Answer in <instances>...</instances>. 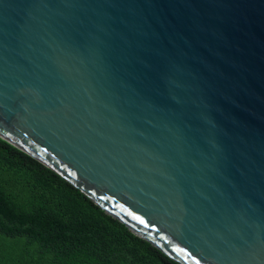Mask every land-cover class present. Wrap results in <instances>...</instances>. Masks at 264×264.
<instances>
[{
  "label": "water",
  "instance_id": "1",
  "mask_svg": "<svg viewBox=\"0 0 264 264\" xmlns=\"http://www.w3.org/2000/svg\"><path fill=\"white\" fill-rule=\"evenodd\" d=\"M0 137L180 264H264V0H0Z\"/></svg>",
  "mask_w": 264,
  "mask_h": 264
},
{
  "label": "trees",
  "instance_id": "2",
  "mask_svg": "<svg viewBox=\"0 0 264 264\" xmlns=\"http://www.w3.org/2000/svg\"><path fill=\"white\" fill-rule=\"evenodd\" d=\"M0 264H180L0 137Z\"/></svg>",
  "mask_w": 264,
  "mask_h": 264
}]
</instances>
